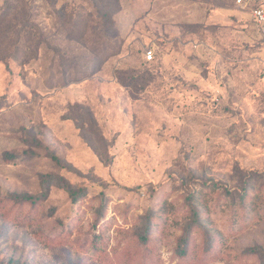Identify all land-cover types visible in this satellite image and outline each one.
I'll list each match as a JSON object with an SVG mask.
<instances>
[{
	"label": "rangeland",
	"instance_id": "374dc122",
	"mask_svg": "<svg viewBox=\"0 0 264 264\" xmlns=\"http://www.w3.org/2000/svg\"><path fill=\"white\" fill-rule=\"evenodd\" d=\"M50 175L46 198H14ZM0 264H264V46L249 11L0 0Z\"/></svg>",
	"mask_w": 264,
	"mask_h": 264
},
{
	"label": "built area",
	"instance_id": "2783aa9c",
	"mask_svg": "<svg viewBox=\"0 0 264 264\" xmlns=\"http://www.w3.org/2000/svg\"><path fill=\"white\" fill-rule=\"evenodd\" d=\"M235 3L240 9L250 12L252 19L259 29L261 40L264 44V0H235ZM145 57L148 61L153 60L155 57L154 49H148L145 52Z\"/></svg>",
	"mask_w": 264,
	"mask_h": 264
},
{
	"label": "trees",
	"instance_id": "16d2710c",
	"mask_svg": "<svg viewBox=\"0 0 264 264\" xmlns=\"http://www.w3.org/2000/svg\"><path fill=\"white\" fill-rule=\"evenodd\" d=\"M264 46V44H263ZM53 158L58 160V157L53 155ZM56 177H54L53 175L48 176L45 180H44V187L41 193H39L37 196H33V195H29V194H21V195H14V198L18 199V200H22V201H30V202H37L40 201L44 198L47 197L48 193H49V182L51 179H55ZM60 185L63 186L64 188H66L68 190V192L70 193V195L72 196L73 200H77V198H79V192L78 190H75L72 185L70 183H67L66 181L60 179ZM194 225H190L188 228V232H191L195 227H193ZM144 240H147V236H143Z\"/></svg>",
	"mask_w": 264,
	"mask_h": 264
}]
</instances>
